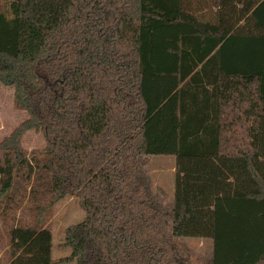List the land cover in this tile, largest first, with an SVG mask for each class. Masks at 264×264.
<instances>
[{
    "label": "trees",
    "instance_id": "1",
    "mask_svg": "<svg viewBox=\"0 0 264 264\" xmlns=\"http://www.w3.org/2000/svg\"><path fill=\"white\" fill-rule=\"evenodd\" d=\"M0 84L28 114L0 143L6 264H55L68 196V261L193 264L181 237L264 264V0H0ZM145 156L176 159L171 213Z\"/></svg>",
    "mask_w": 264,
    "mask_h": 264
},
{
    "label": "rangeland",
    "instance_id": "2",
    "mask_svg": "<svg viewBox=\"0 0 264 264\" xmlns=\"http://www.w3.org/2000/svg\"><path fill=\"white\" fill-rule=\"evenodd\" d=\"M4 7V3H2ZM28 114L17 111L14 106V90L0 84V143L24 121ZM46 141L42 133L29 132L22 140L23 149L31 155L34 151H43ZM142 164L151 180V189L171 213L173 210L175 158L170 156H145ZM85 217L76 196H68L53 208L52 216L47 226L53 233V259L55 264H77L75 260L68 261L71 249L64 246L65 231ZM0 233L3 235L2 224ZM193 264H213L212 240L193 238H175ZM5 242L0 241V264H6Z\"/></svg>",
    "mask_w": 264,
    "mask_h": 264
},
{
    "label": "crops",
    "instance_id": "3",
    "mask_svg": "<svg viewBox=\"0 0 264 264\" xmlns=\"http://www.w3.org/2000/svg\"><path fill=\"white\" fill-rule=\"evenodd\" d=\"M172 157V156H170ZM175 158V157H174ZM175 164H176V159H175ZM176 174H177V167L175 165V179H174V197H175V180H176ZM174 197H173V207H174ZM194 239V238H193ZM199 240H211V239H199ZM213 243V242H212ZM214 252V250H213Z\"/></svg>",
    "mask_w": 264,
    "mask_h": 264
}]
</instances>
